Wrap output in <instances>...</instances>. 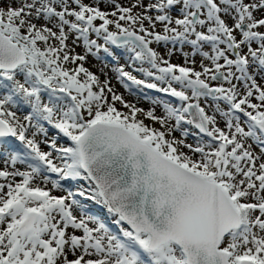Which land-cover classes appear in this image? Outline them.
Listing matches in <instances>:
<instances>
[{"label":"snow or ice","instance_id":"obj_1","mask_svg":"<svg viewBox=\"0 0 264 264\" xmlns=\"http://www.w3.org/2000/svg\"><path fill=\"white\" fill-rule=\"evenodd\" d=\"M0 264H264V0H0Z\"/></svg>","mask_w":264,"mask_h":264},{"label":"rangeland","instance_id":"obj_2","mask_svg":"<svg viewBox=\"0 0 264 264\" xmlns=\"http://www.w3.org/2000/svg\"><path fill=\"white\" fill-rule=\"evenodd\" d=\"M86 2H87V0H86ZM78 51H79V49H78ZM177 56H179V54H177ZM173 60H174V62L177 60V57H173ZM91 63H95V61H91ZM122 90V89H121ZM143 106H147L146 104H144Z\"/></svg>","mask_w":264,"mask_h":264}]
</instances>
